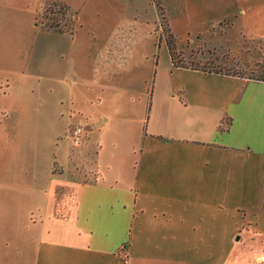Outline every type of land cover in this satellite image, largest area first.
<instances>
[{"label":"crops","instance_id":"0c3cea01","mask_svg":"<svg viewBox=\"0 0 264 264\" xmlns=\"http://www.w3.org/2000/svg\"><path fill=\"white\" fill-rule=\"evenodd\" d=\"M234 2L240 34L262 46L264 0ZM221 21L225 33L234 26ZM170 59L185 81L124 90L133 103L149 95L139 120L116 105L110 75L82 77L95 90L73 114L98 159L90 171L51 176L31 220L36 255L6 241L0 264H264V81ZM122 130L128 138L117 143ZM238 246L253 250L236 255Z\"/></svg>","mask_w":264,"mask_h":264},{"label":"rangeland","instance_id":"374dc122","mask_svg":"<svg viewBox=\"0 0 264 264\" xmlns=\"http://www.w3.org/2000/svg\"><path fill=\"white\" fill-rule=\"evenodd\" d=\"M65 1L77 11L71 19L51 12L60 1L0 0V245L12 242L24 257L36 255L31 220L45 209L51 176L90 171L98 159L96 143L87 145L88 132L73 114L95 90L82 77L110 75L121 97L116 105L132 107L139 120L148 118L149 95L133 103L124 90L148 93L153 81L163 89L187 79L172 73L171 31L180 58L210 71L250 77L264 67V44L242 37L234 0ZM224 17L234 22L226 33ZM54 18L70 32L46 30ZM87 109L96 111L91 104ZM78 127L84 134L76 146ZM115 134L117 143L128 138L123 130Z\"/></svg>","mask_w":264,"mask_h":264},{"label":"trees","instance_id":"16d2710c","mask_svg":"<svg viewBox=\"0 0 264 264\" xmlns=\"http://www.w3.org/2000/svg\"><path fill=\"white\" fill-rule=\"evenodd\" d=\"M55 8H58V11H55L56 10ZM50 10L53 13L56 12V13L60 14L62 16V19L66 18V17L70 18V17H72V15H77V13L75 11H73V9L71 7H69L68 5H66L65 3H62V2H55L53 4V6L50 8ZM45 29L48 31L54 30V31L61 32V33L70 32V31H67L61 25V18H54V21L52 23H50V25H47V27L45 26ZM167 42H168V48L170 50V54L172 56V61L175 64V66H182L183 65V67H185V65H187V63L185 62L184 59L180 58V54L178 52L177 45H176V37L173 33L170 32L169 40ZM190 66L202 68V70L207 72L205 67L199 66L198 64H194V63L190 62ZM236 75H240V74H236ZM241 76H246V75L243 74ZM249 78L264 81V67H262V73L261 74L250 76Z\"/></svg>","mask_w":264,"mask_h":264},{"label":"built area","instance_id":"2783aa9c","mask_svg":"<svg viewBox=\"0 0 264 264\" xmlns=\"http://www.w3.org/2000/svg\"><path fill=\"white\" fill-rule=\"evenodd\" d=\"M83 132L84 131H83V129L81 127H78V128H76L74 130V137H73V139H74V143H75L76 146H79L80 141L82 139V136L84 134Z\"/></svg>","mask_w":264,"mask_h":264}]
</instances>
